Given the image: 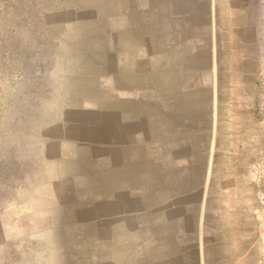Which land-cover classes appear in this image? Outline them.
I'll return each mask as SVG.
<instances>
[{
	"label": "crops",
	"instance_id": "0c3cea01",
	"mask_svg": "<svg viewBox=\"0 0 264 264\" xmlns=\"http://www.w3.org/2000/svg\"><path fill=\"white\" fill-rule=\"evenodd\" d=\"M65 7L16 264H264V0Z\"/></svg>",
	"mask_w": 264,
	"mask_h": 264
},
{
	"label": "rangeland",
	"instance_id": "374dc122",
	"mask_svg": "<svg viewBox=\"0 0 264 264\" xmlns=\"http://www.w3.org/2000/svg\"><path fill=\"white\" fill-rule=\"evenodd\" d=\"M65 9V0H0V225L21 216L18 202H31L29 194L17 197L16 187L36 181L33 131L55 86L51 73L63 63L68 45ZM257 158V204L264 239V141ZM1 234L0 264H16L17 247ZM33 249L24 246V254L31 255Z\"/></svg>",
	"mask_w": 264,
	"mask_h": 264
},
{
	"label": "built area",
	"instance_id": "2783aa9c",
	"mask_svg": "<svg viewBox=\"0 0 264 264\" xmlns=\"http://www.w3.org/2000/svg\"><path fill=\"white\" fill-rule=\"evenodd\" d=\"M262 108H263V111H264V102H263V107Z\"/></svg>",
	"mask_w": 264,
	"mask_h": 264
}]
</instances>
